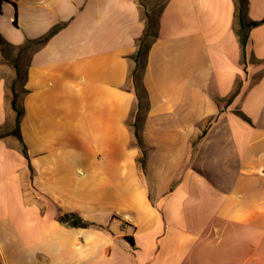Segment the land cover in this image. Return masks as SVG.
I'll return each instance as SVG.
<instances>
[{
  "label": "crops",
  "instance_id": "obj_1",
  "mask_svg": "<svg viewBox=\"0 0 264 264\" xmlns=\"http://www.w3.org/2000/svg\"><path fill=\"white\" fill-rule=\"evenodd\" d=\"M145 1L134 75L139 0H0V38L36 44L20 139L0 66V264H264V23L242 62L234 0Z\"/></svg>",
  "mask_w": 264,
  "mask_h": 264
},
{
  "label": "trees",
  "instance_id": "obj_2",
  "mask_svg": "<svg viewBox=\"0 0 264 264\" xmlns=\"http://www.w3.org/2000/svg\"><path fill=\"white\" fill-rule=\"evenodd\" d=\"M140 4L144 7V11L147 10V6L145 7L144 5V0H139ZM143 1V3H141ZM234 32L236 36L239 39L240 46H241V53H242V62H245V44H246V39H247V32L251 27L257 26L259 24L264 23V18L260 20H249L247 19V5L248 1L247 0H234ZM145 28H144V33L143 35L138 39V44H137V51L135 55V61H136V67L134 69L133 74L135 75V72L141 68L142 64L145 61V56L148 47L150 46L151 42L154 40L156 36V28H154L152 19L150 18V15L148 13L145 14ZM13 24L16 25V18L14 17L13 19ZM50 35V34H49ZM47 37H45L43 40H45ZM148 38H151V40L148 42ZM144 57L143 62H141V58ZM15 75L12 78L9 88L11 91V108L14 111V118H13V124L11 127V130L9 131L10 134L15 135L18 139H20V120L23 114V107L20 103L19 96L22 92H25L26 90L23 89V83L26 79V73L24 77V81L22 83V90L18 91L17 90V81L19 78V70H18V65H15ZM133 75V77H134ZM238 89L236 88L232 94L230 95L228 102L231 101V99L237 94ZM143 99L139 95L138 92V110L143 109V104H142ZM241 117L248 121V118H246L244 115H241ZM136 125V124H135ZM134 135L136 137L138 145L142 149H146L145 145L143 144L141 137L139 135V132L137 130V126H135L134 129ZM23 152L25 154V150L23 149ZM146 152V151H145ZM63 218V219H62ZM60 218V220H64V217ZM66 219V216H65Z\"/></svg>",
  "mask_w": 264,
  "mask_h": 264
},
{
  "label": "rangeland",
  "instance_id": "obj_3",
  "mask_svg": "<svg viewBox=\"0 0 264 264\" xmlns=\"http://www.w3.org/2000/svg\"><path fill=\"white\" fill-rule=\"evenodd\" d=\"M143 3V1H141ZM144 5L145 7L147 6V10L144 11V17L145 14L148 13L150 15V18L152 19L154 28H156V22H157V15L159 12V9L161 8L162 2L161 1H156L155 3L151 2L148 3L144 0ZM151 40V38H148V42ZM36 48V44L33 43H27L24 46H11L6 44L1 38H0V66L2 64H5L8 67H11L15 73V65H18V70H19V78L17 81V90L21 91L22 90V83L24 81L25 73H26V62H27V55ZM144 57L141 58V62H143ZM4 67V66H2ZM138 91L139 95L143 99L144 102V91L141 89L140 85L138 84ZM145 106H143V109H141L138 113L137 116L139 115L142 117L143 112H144ZM240 115H243L242 113H239ZM138 126L134 124V127ZM146 147V146H145ZM143 152V157L145 155L146 149H142ZM139 161L141 162L142 165H144V158H140Z\"/></svg>",
  "mask_w": 264,
  "mask_h": 264
},
{
  "label": "built area",
  "instance_id": "obj_4",
  "mask_svg": "<svg viewBox=\"0 0 264 264\" xmlns=\"http://www.w3.org/2000/svg\"><path fill=\"white\" fill-rule=\"evenodd\" d=\"M118 217L120 218V220H121L124 224H126V223L130 224V223H131V219H130V217H129L128 215H120V216H118Z\"/></svg>",
  "mask_w": 264,
  "mask_h": 264
}]
</instances>
